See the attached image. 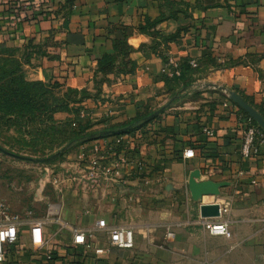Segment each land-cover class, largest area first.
Masks as SVG:
<instances>
[{
	"label": "crops",
	"instance_id": "0c3cea01",
	"mask_svg": "<svg viewBox=\"0 0 264 264\" xmlns=\"http://www.w3.org/2000/svg\"><path fill=\"white\" fill-rule=\"evenodd\" d=\"M118 41L131 51L97 73ZM3 51L22 61L27 82L86 92L81 120L93 134L112 133L71 150L77 176L55 181L61 204L41 218L50 239L42 254L59 264H264V140L257 157L241 155L252 120L229 99L238 95L264 118V0H0ZM158 53L178 75L161 73ZM137 116L147 118L143 128L113 135ZM95 148L111 172L89 182ZM193 171L229 186L194 203ZM201 205L228 209L230 238L204 230ZM69 227L85 232L90 249L71 244ZM123 227L133 248H110L109 232ZM24 233L22 250L11 249L4 264L42 258Z\"/></svg>",
	"mask_w": 264,
	"mask_h": 264
},
{
	"label": "rangeland",
	"instance_id": "374dc122",
	"mask_svg": "<svg viewBox=\"0 0 264 264\" xmlns=\"http://www.w3.org/2000/svg\"><path fill=\"white\" fill-rule=\"evenodd\" d=\"M47 85L48 105L53 106L55 99L65 100L67 90ZM80 99V95L69 96L72 112L54 113L52 121L44 119L47 123L42 126L36 123L20 128L0 122V148L6 152H0V202L13 214L41 219L50 205L61 204L55 181L77 176L69 169V163L79 153L68 152V140L83 121ZM52 126L59 131L57 134L51 131ZM38 133L41 143L35 135Z\"/></svg>",
	"mask_w": 264,
	"mask_h": 264
},
{
	"label": "trees",
	"instance_id": "16d2710c",
	"mask_svg": "<svg viewBox=\"0 0 264 264\" xmlns=\"http://www.w3.org/2000/svg\"><path fill=\"white\" fill-rule=\"evenodd\" d=\"M176 38L177 35L163 38V43L166 44L174 41ZM114 49L116 55L103 56L98 60L97 73L102 75L110 73L114 68L117 58L119 56L124 58L131 51L130 48L125 45L124 41L116 42ZM158 55L165 60V57L162 56L161 53H158ZM22 64V61L17 60L12 53L7 51L0 53V122H4L5 124L10 123V125L18 126L20 128H26L27 126L36 123L42 126L43 123H47V120L52 121L54 113L63 111L72 112L69 96L80 95L81 99L79 103H82L88 98L84 91L67 89L68 94L65 96L64 101L54 98L55 102L53 106L48 105V85L42 82L25 81L21 74ZM187 66L191 68L188 63ZM133 69L134 65L130 64V68L125 71V73H131ZM53 87L57 88L58 86L54 84ZM239 110L246 116L241 109ZM44 119L47 120L44 121ZM147 123V118L137 116L133 121L128 122L112 132L114 133V136L133 134L137 130L143 128ZM252 123L257 126L253 121ZM77 126L78 132L73 134V137L68 140V144H71L68 152L80 143L91 142L99 138H107L112 134L111 131H104L98 135L89 132L92 124L87 120L81 121ZM50 129L53 134L59 132L56 131L53 126ZM261 133L264 136L262 131ZM35 135L37 139H40L39 142L41 143V133Z\"/></svg>",
	"mask_w": 264,
	"mask_h": 264
},
{
	"label": "built area",
	"instance_id": "2783aa9c",
	"mask_svg": "<svg viewBox=\"0 0 264 264\" xmlns=\"http://www.w3.org/2000/svg\"><path fill=\"white\" fill-rule=\"evenodd\" d=\"M191 68H197L196 62L190 61ZM171 70L172 75H178L179 66L169 57H165L161 73L167 75L168 70ZM171 74V73H170ZM209 135L211 133L209 132ZM264 140L260 129L255 126L251 121L246 124L243 131L241 155L244 158L253 159L259 155V146ZM99 149L93 150V155L89 159L90 169L85 174V179L89 182L98 180L99 175L108 176L111 172L110 167L101 165L99 157ZM194 153L192 150H185L184 157L187 159L193 158ZM227 208H219L218 217L200 219V223L204 230L210 236H220L230 238L229 222L225 219L228 215ZM45 219H32L29 217H21L20 215L13 214L7 207L0 202V264L6 262L9 251L15 250L20 252L21 238L25 236V229H27V240L30 251L34 254H41L42 258L30 264H59L55 261L50 254L43 253L42 250L47 246L49 237L45 232ZM72 235L71 244L75 247H82L90 249V245L86 243L85 232L77 228H68ZM172 234L168 233L167 238ZM133 231L130 228H117L109 232L107 244L110 248L119 250H130L133 248ZM74 264H85L82 261Z\"/></svg>",
	"mask_w": 264,
	"mask_h": 264
},
{
	"label": "water",
	"instance_id": "95a60500",
	"mask_svg": "<svg viewBox=\"0 0 264 264\" xmlns=\"http://www.w3.org/2000/svg\"><path fill=\"white\" fill-rule=\"evenodd\" d=\"M229 99L235 105H237L264 133V120L257 111L251 108L238 95L234 93L229 94ZM0 152L6 153L1 148H0ZM228 186L229 184L226 182L214 183L209 180H201V177L199 176V171H193L189 176L187 189L191 197V200L194 203H198L202 196L208 195L211 192H214L220 188H224ZM218 210L219 208L217 205H201L200 216L203 219L216 218L218 217Z\"/></svg>",
	"mask_w": 264,
	"mask_h": 264
}]
</instances>
